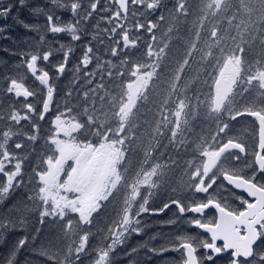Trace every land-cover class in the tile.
<instances>
[{
  "label": "snow or ice",
  "instance_id": "1",
  "mask_svg": "<svg viewBox=\"0 0 264 264\" xmlns=\"http://www.w3.org/2000/svg\"><path fill=\"white\" fill-rule=\"evenodd\" d=\"M130 4L133 16L142 6L149 14L159 11L160 21L168 11L174 20L170 33L179 31L182 22L190 24L176 57L166 51L168 43L157 42V22H137V31L143 29L156 43L147 44L141 59L130 61L125 54L119 65L94 55L89 44L60 105L55 81L66 73L73 49L60 45L63 58L50 74L43 65L50 64L55 53L43 47L46 40L40 27L22 19L18 9L27 7L34 16H43L47 31L70 34L73 41L81 40L80 24L106 11L109 15L102 19L112 26L104 32L109 39L120 37L109 49L117 57L138 44L120 23L127 20ZM58 7L70 11L75 22H59L53 14ZM10 17L27 32L37 33L40 48L2 50L19 55L42 90L37 93L22 79L5 76L4 92L16 100L6 115L0 105V121L5 123L0 128V207L8 204L0 211V247L6 248L0 264H118V258L141 264V251L147 260L164 257L161 264H167L165 253L171 251L180 253L175 264H216L225 255L226 264H264V0H199L195 9L192 0H177L171 10L163 0H112L108 7L101 0H88L86 10L83 0H48L47 5L35 6L28 0H0V20ZM8 31L7 24H0V39H11ZM97 39L103 45L104 40ZM194 64L190 87L186 78ZM199 84L206 91L197 92ZM38 96L39 109L28 99ZM17 103L23 108L15 107ZM201 106L214 130L190 142L186 135L190 118ZM239 118H252L251 147L233 134L232 122ZM39 121L49 124L42 148H37ZM22 122H29L28 127ZM29 144L37 163L26 181ZM192 144L197 158L181 166L175 156ZM168 150L174 155H169L168 164L160 163ZM173 167L187 168L190 193L204 195L174 196L153 206V190L166 182ZM217 189L224 191L217 195ZM226 194L241 208H233ZM114 201L112 214L97 227ZM173 206L175 213L165 224L186 221L209 238L181 232L155 245L153 235L128 247L134 235H145L146 215L167 213ZM212 210L214 217L207 219ZM34 217L41 226H54L56 238L42 240V228L31 227ZM93 227L103 240L96 247L89 244ZM21 230L25 234L9 246V234Z\"/></svg>",
  "mask_w": 264,
  "mask_h": 264
},
{
  "label": "trees",
  "instance_id": "2",
  "mask_svg": "<svg viewBox=\"0 0 264 264\" xmlns=\"http://www.w3.org/2000/svg\"><path fill=\"white\" fill-rule=\"evenodd\" d=\"M29 4L32 6L35 5H47L48 0H28ZM62 2V0H61ZM177 0H163L164 5L167 6V9L171 10L174 8ZM112 0H101V4L105 7L111 5ZM193 8L195 9L199 0H192ZM52 7V6H50ZM88 7V0H83V8L86 10ZM130 14L126 21H120L123 23L125 27L129 31L130 38L137 39L138 44L137 47L131 49L130 52L121 53V55L117 57H112L110 55V47L115 46L116 40L120 39L119 36H115L111 39L108 38V34L104 32L105 28H110L112 25L107 22L106 19H102V17H106L109 15L106 11H98V13H94L92 18L85 23L79 25V34L81 35V40L73 41L71 39L70 34L67 33H59L53 34L45 29V18L43 16H34L30 9L25 7L22 9H18L20 16L22 19L28 21L29 23L36 24L40 27L42 35L45 36L46 43L43 47L47 50H51L55 53V55L51 58L50 64H44L43 66L50 72V74H55V69L53 65L58 64L62 58L63 53L60 51V45H64L65 48L71 46L73 51L70 54L69 64L66 70V73L63 77L56 80L55 83L57 85V96L56 100L60 105L64 104V93L67 90L69 81L73 78L74 75V67L79 63L83 52L89 44L94 48V55H100L102 60H111L114 65H119L120 60L124 57L125 54L129 57L130 61H135L141 59L146 52V46L148 43H156L151 41L150 34L144 31L143 29L137 31L135 25L137 22L146 23L149 19L158 23V28L155 29V35L157 37V42L160 46H163L164 43L169 44V56L170 58L176 57L178 54V50L181 48L183 43L185 42V28L190 27V24L185 25L183 22L178 26L179 31H175L173 33L169 32V28L173 27L174 20L169 18L168 11H164L166 19L164 21L159 20V15L161 14L159 11L149 14L148 10L142 6L136 9L135 15L131 14L133 6L130 4ZM17 9H14L13 15L16 14ZM54 16H58L60 18L59 22L63 24L74 23L76 17H74L70 11L64 8H55L53 11ZM0 24H7L9 31L7 35L11 37V39H0V105H3L2 112L6 115L9 111L10 107L13 106L15 97H7V94L4 92L5 88V76L9 75L14 78H20L25 83V86L30 88L31 90L41 93L42 86L39 84V81H36L34 77L31 76L30 73L26 72L25 67L21 64V57L19 55H9L7 52L2 49H15L17 52L21 50H26L31 47H35L37 49L40 48V45L36 43L37 33L35 32H27L23 27L16 24L13 19L10 17L6 21L0 20ZM99 26V27H97ZM119 32V29H118ZM97 36L100 39L104 40L103 45L99 43ZM120 47H123L122 41ZM95 61L93 64L89 65V68H93ZM196 66L193 65V69H189V77L186 78V82L191 87L193 85V79L196 75ZM199 72H203V69L200 68ZM201 89H205L203 84H199L196 86V91L198 92ZM189 95H192V92H189ZM7 97V98H6ZM21 101L23 97L19 98ZM29 101L33 102L38 109L42 108V104L40 103L39 96L36 98L29 97ZM17 108H23L22 104H15ZM151 107V105H149ZM145 110L141 109L143 113ZM203 112V108L200 110ZM196 112V115L190 118V127L189 131L186 133L189 141H196L197 137H206L208 135L207 124L204 122V118ZM204 113V112H203ZM52 114H49V117L46 119H50ZM157 118H159V114L157 113ZM141 120H143V116H141ZM29 122H22L25 125V128L28 127ZM40 124V133L39 140L37 141V148H42L45 145V140L49 134V124L45 121H39ZM209 125V124H208ZM0 128H5V123L0 121ZM17 129L14 128V131ZM20 132H24V128L18 129ZM13 140H16V137H13ZM199 141H197L198 143ZM10 146L14 148V144ZM32 148L33 145L29 144L28 148L25 150L29 155V159L24 164L25 171V179L30 180L32 178V169L35 167L37 163V159L32 156ZM169 155H174L171 150L165 154V156L159 161L162 164L169 163ZM176 159L180 161V165L183 166L185 161L195 160L196 156V144H192L187 148L186 151H181L179 156H175ZM187 169L185 167L176 168L173 167V171L170 172L167 176L166 182L161 184L158 189L153 190L155 195L151 199V203L153 206L159 205L163 201H167L170 197L180 196L186 197L184 188L187 185L185 174ZM2 179V177H0ZM26 190V189H25ZM175 190V191H174ZM144 191V189H142ZM19 196V193H17ZM116 201L113 204L108 205L106 209L105 215L100 217V223L97 227H103V222L107 220V217L112 214L113 208L116 205ZM8 204H5L3 207H7ZM3 207H0V211L3 210ZM35 212V209H32ZM175 213V208L167 213H162L160 215L153 216H145L144 220L148 223V228L146 230L145 235L143 236H133L128 244V247H131L139 241L147 240L149 236H155L156 239L152 241L155 245H160L166 242L167 239L175 238L177 233H192L194 230L191 228L186 221H182L175 225L165 224L164 221L169 217L173 216ZM75 216H73V221L75 223ZM32 228H42L40 233V238L47 242L50 239L56 238L57 234L54 232V226L47 225L41 226L38 221V217H34L32 219ZM30 230V229H29ZM196 230V229H195ZM74 232L78 231V229H74ZM198 232V230H196ZM93 236L90 238L89 244L92 247H96L98 244H102L103 240L101 236L97 233V228H92ZM25 233L23 230L12 232L8 236V245L10 246L13 241L23 236ZM194 235V234H193ZM195 236V235H194ZM67 243H71V240H68ZM6 251V248L0 247V255H3ZM179 252L171 251L168 252V255L171 256V259L167 260V264H175V260L179 258L177 254ZM141 264H161V261L164 260V257H153L151 260H147L144 252L140 253ZM118 264H127L126 260H121L118 258Z\"/></svg>",
  "mask_w": 264,
  "mask_h": 264
},
{
  "label": "flooded vegetation",
  "instance_id": "3",
  "mask_svg": "<svg viewBox=\"0 0 264 264\" xmlns=\"http://www.w3.org/2000/svg\"><path fill=\"white\" fill-rule=\"evenodd\" d=\"M242 194V193H241ZM244 195V194H242ZM246 198H248L246 195H245ZM249 199V198H248ZM229 201L231 202V204L233 205H236L237 208L241 207L239 201H236L235 198L232 196V198L229 199ZM165 257H167L168 259H171V256L168 255V253H165Z\"/></svg>",
  "mask_w": 264,
  "mask_h": 264
}]
</instances>
